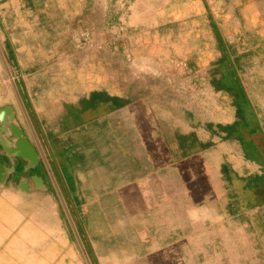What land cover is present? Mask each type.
Instances as JSON below:
<instances>
[{"label":"crops","instance_id":"1","mask_svg":"<svg viewBox=\"0 0 264 264\" xmlns=\"http://www.w3.org/2000/svg\"><path fill=\"white\" fill-rule=\"evenodd\" d=\"M0 18V107L39 155L0 147V264H200L233 242L212 180L264 189V0H0Z\"/></svg>","mask_w":264,"mask_h":264},{"label":"rangeland","instance_id":"2","mask_svg":"<svg viewBox=\"0 0 264 264\" xmlns=\"http://www.w3.org/2000/svg\"><path fill=\"white\" fill-rule=\"evenodd\" d=\"M1 54H3V45L0 39V70L2 69ZM7 81L8 78L1 70L0 86L2 84L7 85ZM259 143L261 144V142ZM212 181L220 195L225 192L226 196L230 198L231 205L229 209L233 212V216L226 220L223 225L228 229V235H230L228 239L233 242L227 243L226 246L217 238L219 243L215 250L209 243L203 244L199 254L200 264H264V257L262 256L264 246L262 243H256L257 238L255 236L256 229L262 227L260 221L264 214V206L259 208L251 206L252 203L260 201L264 197V189L259 193L247 191L244 187V181L238 179L237 175L229 176L218 173ZM246 201H248L249 207L245 204ZM220 208L218 206V209ZM221 225L222 222H217L216 228H222ZM240 230H243V232L240 233ZM244 230L248 231L244 232ZM205 240L207 241L208 238H205ZM189 253H186L187 256H190L188 259L193 255L191 250ZM176 255V253H170V258L174 257L175 259ZM194 255L198 256L196 253Z\"/></svg>","mask_w":264,"mask_h":264},{"label":"water","instance_id":"3","mask_svg":"<svg viewBox=\"0 0 264 264\" xmlns=\"http://www.w3.org/2000/svg\"><path fill=\"white\" fill-rule=\"evenodd\" d=\"M0 147L8 157L25 161L28 168L38 165V152L17 125L10 105L0 107ZM5 175L3 164L0 163V182L5 180Z\"/></svg>","mask_w":264,"mask_h":264},{"label":"trees","instance_id":"4","mask_svg":"<svg viewBox=\"0 0 264 264\" xmlns=\"http://www.w3.org/2000/svg\"><path fill=\"white\" fill-rule=\"evenodd\" d=\"M233 212H231V214H232Z\"/></svg>","mask_w":264,"mask_h":264}]
</instances>
